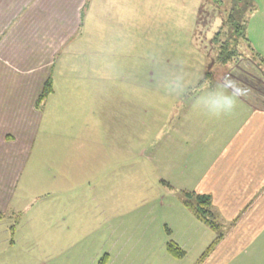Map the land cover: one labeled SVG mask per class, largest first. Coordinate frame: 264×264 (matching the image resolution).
Segmentation results:
<instances>
[{
    "label": "rangeland",
    "instance_id": "obj_1",
    "mask_svg": "<svg viewBox=\"0 0 264 264\" xmlns=\"http://www.w3.org/2000/svg\"><path fill=\"white\" fill-rule=\"evenodd\" d=\"M245 6L244 0H90L92 17L88 24H95L93 34H98L104 46L97 50L99 64L122 80L106 77L99 83L104 111L97 112V98L91 95L65 98V89L58 82L56 95L43 101V120L34 147L36 156L32 153L28 167L30 171L36 162V173L30 175L28 182L36 188V194L20 188L21 196L27 194L23 203L29 204L19 212L21 220L15 223L13 232L15 245L0 258V264H96L104 253L110 254L107 264L196 261L200 249L211 241L212 231L192 209L185 207L183 192L168 187L145 157L164 144L151 131L158 121L156 114L161 113L159 108L174 113L178 102L160 90L151 95L144 92L151 88L146 79L151 70L160 66L185 79L196 78L204 66L212 71L215 61L209 59L211 56L215 60L216 45L210 39L232 8L237 15H244ZM222 31V40L234 35L231 24ZM247 44L237 38L238 50L250 55ZM130 73L138 77L135 87L122 78ZM251 82L258 89L264 88L262 81ZM80 83L78 89L96 88L91 81ZM134 88L138 91L135 147L126 143L128 130L117 135L112 123L115 98L123 107L129 100L128 89ZM115 116L122 122L126 117L123 113ZM91 122L99 123V134L97 130L93 133L99 137L98 144L97 139L82 141L80 137L86 130L82 127L91 128ZM149 131L153 132L151 140L146 136ZM65 140L72 144H65ZM149 142L154 145L152 149ZM168 150L164 148L165 154ZM64 153L72 159L51 160L52 155L57 159ZM83 154L95 159L98 154L99 163L76 159ZM28 171L20 183H26ZM16 218L8 219L7 224ZM169 241L182 246L185 256L169 255L165 249Z\"/></svg>",
    "mask_w": 264,
    "mask_h": 264
},
{
    "label": "crops",
    "instance_id": "obj_2",
    "mask_svg": "<svg viewBox=\"0 0 264 264\" xmlns=\"http://www.w3.org/2000/svg\"><path fill=\"white\" fill-rule=\"evenodd\" d=\"M244 1L251 4L245 22L247 43L264 58V0ZM89 2L0 0V212L3 214L0 219V258L7 256V250L14 247L15 223L21 220L19 212L29 204V201L23 203L27 194L21 196L20 188H26L30 195L36 194V188L28 183L32 178L30 175L36 173V162L30 171L28 167L32 153L33 157L36 156L34 147L43 120L44 102L56 95L57 82L65 89V98L87 95L97 98L96 110L99 112L104 111L99 83L106 77H120L122 80L120 75L107 72L99 64L101 60L97 50L104 46L98 34H93L95 24H88L92 17ZM101 13L103 15V11ZM219 24L221 27L223 22ZM250 55L242 52L238 59L226 63L211 58L210 62H216L212 71L204 66L194 78L199 85L197 91L219 83L237 95L235 108L220 116H209L199 111L193 104L194 93L190 90L184 94L171 91L172 81L178 76L169 73L165 66L151 70L146 79L151 88L144 92L149 91L151 95L152 91L160 90L168 94L167 98L171 96L172 101L178 102V106L174 113L159 108L161 113L156 114L158 121L150 124L153 123L151 131L155 133L154 138H161L164 144L145 157L172 190L209 195L210 210L220 224L217 230L206 224L212 231V234L208 232L211 241L217 231L222 235L200 258L211 241L206 243L193 264H264V88L258 89L251 82H264V66ZM122 78L133 82V87L138 82L135 73ZM48 79L52 91L38 105L37 98ZM191 80L186 78L185 82ZM88 81L94 82L96 88L91 91L77 88L80 82ZM114 93L118 94L119 90ZM127 93L129 100L123 107L115 98L112 123L117 135L123 129L128 130L126 143L134 146L138 91L128 89ZM144 110L147 114L148 109ZM116 113L126 115L123 122L115 116ZM98 126V122H91V128L82 127L86 128L80 135L82 141L97 139L98 144L99 137L93 134L96 130L99 134ZM151 131L146 133L148 140H151ZM64 142L72 144L67 140ZM153 146L150 143V149ZM164 148L169 149L167 154ZM70 159L69 153L60 154L57 159L52 155L51 158L55 162ZM76 159L99 163L98 154L96 159L85 154ZM98 163L96 172L99 173ZM26 171L29 172L26 174L28 178L22 184L20 181ZM63 173L68 174L66 170ZM17 216L14 223L7 224L8 219ZM30 218L34 221V217ZM184 256L185 250L180 257Z\"/></svg>",
    "mask_w": 264,
    "mask_h": 264
},
{
    "label": "trees",
    "instance_id": "obj_3",
    "mask_svg": "<svg viewBox=\"0 0 264 264\" xmlns=\"http://www.w3.org/2000/svg\"><path fill=\"white\" fill-rule=\"evenodd\" d=\"M250 5L251 4H249L248 2L246 3V6H245L246 13L244 15L243 13H239V15H237V11H234L232 8L231 11L227 15V19L223 20L224 26L222 25L221 26L222 28L220 27L213 34L210 42L216 45V51H215V56H214L215 61L226 63L228 61L236 60L242 55V51L238 50V47H237V38L241 37L244 41H247L246 36H245V22H246L247 12L250 10ZM226 20L227 21L232 20L231 21L232 23L230 22L226 23ZM228 24L233 25L234 35L232 37H228L225 40H222L219 36L221 35V33H223L222 29L225 27V25H228ZM230 40H232V43H230L231 42ZM247 46H248V49L251 51V55L258 60L259 64H262L264 66V58L259 56L256 52H254L252 48L249 46V44H247ZM209 55L210 54H208V56ZM212 59L214 60V58ZM209 60H211V56ZM51 91H52V85H51V81L48 79L45 82L43 89L37 98L36 103L38 105L41 104ZM183 195H184V205L192 209L196 217L201 219L205 224H207L211 228H214L216 230L219 228L220 224L214 219V216L210 210L211 200H210L209 195L194 194V193H189V192H183ZM2 217H3V214L0 212V219ZM10 229L12 231L13 226H11ZM221 235H222V232H219L216 235V237L208 244L204 252L201 254L200 258L206 255L213 248L215 243L220 239ZM166 249L172 255L177 256V257H180L184 254V250L176 242H173V241L167 242ZM108 260H109L108 253H104L99 258L96 264H107Z\"/></svg>",
    "mask_w": 264,
    "mask_h": 264
},
{
    "label": "clouds",
    "instance_id": "obj_4",
    "mask_svg": "<svg viewBox=\"0 0 264 264\" xmlns=\"http://www.w3.org/2000/svg\"><path fill=\"white\" fill-rule=\"evenodd\" d=\"M199 85L196 79L185 82L183 75L172 81L170 90L177 94L187 91L194 93L193 104L199 110L209 116H220L231 112L238 103L235 93H230L223 84L197 91Z\"/></svg>",
    "mask_w": 264,
    "mask_h": 264
}]
</instances>
